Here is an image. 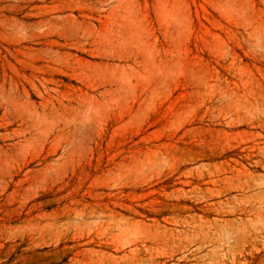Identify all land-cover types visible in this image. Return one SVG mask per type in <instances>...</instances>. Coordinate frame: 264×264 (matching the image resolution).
<instances>
[{
    "label": "rangeland",
    "instance_id": "rangeland-1",
    "mask_svg": "<svg viewBox=\"0 0 264 264\" xmlns=\"http://www.w3.org/2000/svg\"><path fill=\"white\" fill-rule=\"evenodd\" d=\"M0 264H264V0H0Z\"/></svg>",
    "mask_w": 264,
    "mask_h": 264
}]
</instances>
